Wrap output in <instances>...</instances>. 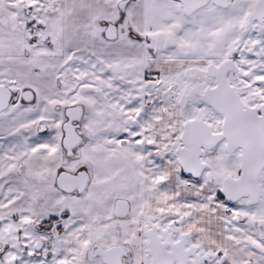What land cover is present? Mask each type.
Masks as SVG:
<instances>
[{"label":"snow or ice","instance_id":"1","mask_svg":"<svg viewBox=\"0 0 264 264\" xmlns=\"http://www.w3.org/2000/svg\"><path fill=\"white\" fill-rule=\"evenodd\" d=\"M0 264H264V0H0Z\"/></svg>","mask_w":264,"mask_h":264}]
</instances>
